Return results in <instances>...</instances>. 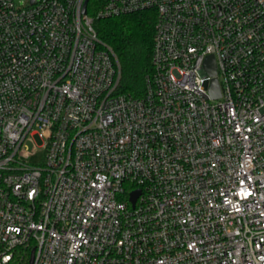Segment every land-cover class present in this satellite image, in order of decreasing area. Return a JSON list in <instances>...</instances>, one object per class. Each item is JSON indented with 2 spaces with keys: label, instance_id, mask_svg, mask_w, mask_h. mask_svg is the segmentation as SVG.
<instances>
[{
  "label": "built area",
  "instance_id": "2783aa9c",
  "mask_svg": "<svg viewBox=\"0 0 264 264\" xmlns=\"http://www.w3.org/2000/svg\"><path fill=\"white\" fill-rule=\"evenodd\" d=\"M84 1L0 0V264H264V0H107L156 13L142 98Z\"/></svg>",
  "mask_w": 264,
  "mask_h": 264
},
{
  "label": "trees",
  "instance_id": "16d2710c",
  "mask_svg": "<svg viewBox=\"0 0 264 264\" xmlns=\"http://www.w3.org/2000/svg\"><path fill=\"white\" fill-rule=\"evenodd\" d=\"M107 0H88L87 13L99 39L115 53L120 78L118 95L142 98L146 93L147 78L153 73L152 55L156 13L142 10L118 16L99 17L97 13Z\"/></svg>",
  "mask_w": 264,
  "mask_h": 264
},
{
  "label": "water",
  "instance_id": "95a60500",
  "mask_svg": "<svg viewBox=\"0 0 264 264\" xmlns=\"http://www.w3.org/2000/svg\"><path fill=\"white\" fill-rule=\"evenodd\" d=\"M34 0H31V3H33ZM87 5H88V0L84 1L83 8H82V14H87ZM204 68L206 72L212 76L211 84H210V95L213 98H218L220 97V89L218 85V81L216 76L217 73V68H216V63L213 55H209L206 57L204 61ZM140 192L139 191H134L130 195V200L134 204L137 197L139 196Z\"/></svg>",
  "mask_w": 264,
  "mask_h": 264
},
{
  "label": "rangeland",
  "instance_id": "374dc122",
  "mask_svg": "<svg viewBox=\"0 0 264 264\" xmlns=\"http://www.w3.org/2000/svg\"><path fill=\"white\" fill-rule=\"evenodd\" d=\"M14 1H15L16 6L22 7V6L26 5L30 0H14ZM34 140L38 146H40L42 144V141L38 136H35Z\"/></svg>",
  "mask_w": 264,
  "mask_h": 264
}]
</instances>
